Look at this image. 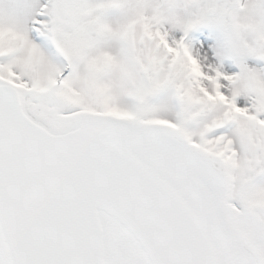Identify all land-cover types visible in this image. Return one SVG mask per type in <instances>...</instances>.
I'll return each mask as SVG.
<instances>
[{
	"label": "snow or ice",
	"instance_id": "obj_1",
	"mask_svg": "<svg viewBox=\"0 0 264 264\" xmlns=\"http://www.w3.org/2000/svg\"><path fill=\"white\" fill-rule=\"evenodd\" d=\"M0 264H264V0H0Z\"/></svg>",
	"mask_w": 264,
	"mask_h": 264
}]
</instances>
